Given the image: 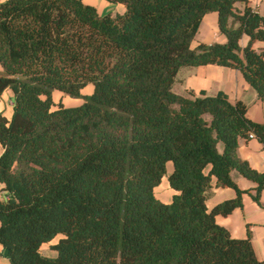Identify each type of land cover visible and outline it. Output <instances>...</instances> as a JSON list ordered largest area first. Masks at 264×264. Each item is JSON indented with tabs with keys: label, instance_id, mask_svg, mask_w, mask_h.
Returning <instances> with one entry per match:
<instances>
[{
	"label": "trees",
	"instance_id": "16d2710c",
	"mask_svg": "<svg viewBox=\"0 0 264 264\" xmlns=\"http://www.w3.org/2000/svg\"><path fill=\"white\" fill-rule=\"evenodd\" d=\"M105 1L123 12L0 1V95L12 92L10 118L0 112V255L7 249L10 264H264L249 230L235 238L215 220L242 207L243 193L262 206L264 171L238 155V142L254 137L264 150V122L222 90H173L180 68L216 64L264 100V45L253 46L264 42V14L248 0ZM210 11L225 40L192 46ZM55 90L84 99L55 103ZM234 170L255 185L240 188ZM163 176L169 202L154 192ZM213 186L235 196L209 209ZM56 236L57 255H44Z\"/></svg>",
	"mask_w": 264,
	"mask_h": 264
},
{
	"label": "crops",
	"instance_id": "0c3cea01",
	"mask_svg": "<svg viewBox=\"0 0 264 264\" xmlns=\"http://www.w3.org/2000/svg\"><path fill=\"white\" fill-rule=\"evenodd\" d=\"M109 3L110 2L105 0H100L101 8H105ZM248 4L264 14V0H248ZM110 5L119 9V13L124 10L123 4L115 3ZM237 5L240 8L242 7V4L240 3H237ZM224 40L225 37L218 30L217 13L215 11H210L203 16L198 32L192 41V46H195L199 42L212 43L223 42ZM247 40L248 36L243 35L239 40V45H242L241 47L245 46ZM262 45H264V42L262 41H255L253 44L255 48ZM175 88H178L177 91H175ZM201 89L205 90L208 94H214L217 91L222 90L228 95L229 100L232 102L238 99L242 100L247 106V116L257 122H264V100L257 98L254 90H252L238 70L216 64L184 66L180 68L175 77L173 90L179 94H186L189 90L198 93ZM3 93L0 96H2ZM5 93H7L6 96L10 100L12 94L9 91ZM248 96L250 97V103L246 102ZM9 104L12 105V102L9 101ZM1 109L2 104H0V112ZM2 114L7 118H10L11 116V114ZM238 155L247 160L253 168L259 171H264V150L262 144L256 138L251 137L247 141L239 139ZM167 164L168 167H170L168 172H170L172 170V162L168 161ZM231 175L236 180L238 186L242 189L252 188L255 185L254 182L240 175L235 170L232 171ZM214 183L215 181L213 184ZM172 191L174 193V190ZM251 193H254V191L251 190ZM233 196H235L234 189L230 187L213 186L211 193L206 200V206L211 209L218 202ZM260 201L262 206L258 205L248 193H243L242 207L234 208L227 215L216 214L215 220L218 224L224 226L229 231L230 235L235 238H244L247 235V230H249L254 253L258 259L264 260V188L260 193ZM49 243H51V241ZM42 245L40 249L42 248ZM0 264L10 263L4 255H0Z\"/></svg>",
	"mask_w": 264,
	"mask_h": 264
},
{
	"label": "rangeland",
	"instance_id": "374dc122",
	"mask_svg": "<svg viewBox=\"0 0 264 264\" xmlns=\"http://www.w3.org/2000/svg\"><path fill=\"white\" fill-rule=\"evenodd\" d=\"M85 2H87L93 6H96L98 8V10L100 12H103V13H111L113 15V14L119 13V11H120L119 9H116L115 7H112L110 5V4H115V3L110 2L108 5L105 6V8H101L100 0H98V1H96V0H85ZM241 46L242 45H240V47ZM240 54H242V53H240ZM0 68H1V66H0ZM92 89H93V85L91 83H88L84 88H82L81 93L83 95L90 94L92 92ZM177 89L178 88H175V91H177ZM7 91H9L12 94L11 90L4 91L3 95L0 96V104H2L1 112L6 114V115H10L12 112V105L9 104V101L10 102H12V101H11V99L9 100V98L6 96L7 93H5V92H7ZM187 93L188 92H186V94ZM83 99H84V96L72 97V96H69L67 94H62L59 91H55L53 100L55 101V103L61 102L65 106H75V105L80 104L83 101ZM246 102L250 103V97L249 96L246 98ZM55 107L56 106H54V108ZM2 151H3V147L0 143V153H2ZM169 169H170V167H168V164H167V171H169ZM3 186L4 185L0 183V200H3L6 198L5 191L3 189H1ZM154 192H155L156 197L159 200H161L162 202H169L170 201L171 194H173V191L171 190V188L169 186V183H168L166 176L162 177L159 185L155 187ZM58 237L59 236H56L54 239H52L51 243H44L42 245V248L40 249V251L44 255H47V256H51V257L56 256L57 250L55 248H53L52 244H54L57 241Z\"/></svg>",
	"mask_w": 264,
	"mask_h": 264
},
{
	"label": "water",
	"instance_id": "95a60500",
	"mask_svg": "<svg viewBox=\"0 0 264 264\" xmlns=\"http://www.w3.org/2000/svg\"><path fill=\"white\" fill-rule=\"evenodd\" d=\"M7 254H8V250H7V249H4V251H3V255L6 257Z\"/></svg>",
	"mask_w": 264,
	"mask_h": 264
}]
</instances>
